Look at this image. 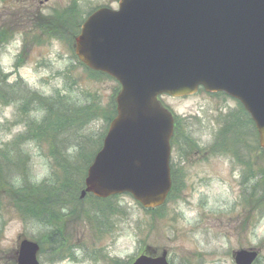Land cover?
<instances>
[{
    "label": "rangeland",
    "instance_id": "obj_1",
    "mask_svg": "<svg viewBox=\"0 0 264 264\" xmlns=\"http://www.w3.org/2000/svg\"><path fill=\"white\" fill-rule=\"evenodd\" d=\"M39 2L0 0V79L5 74L8 86L16 83L9 101L0 99V146L25 134L20 147L27 179L49 188L60 185L65 164L79 168L75 178L86 169L108 130L118 87L115 79L92 76L81 65L67 33L58 28L60 13L76 5L71 13L86 19L99 7L117 8L119 0H50L40 11L43 19L37 18ZM34 95L52 97L58 109L47 110ZM161 100L179 127L172 150L176 186L162 209L147 210L128 193L101 202L89 195L71 206L50 199L47 210L31 209L24 196L5 186L0 188V264H17L21 237L42 240L41 264H132L140 255L157 257L164 251L170 264H236L242 249L258 251L254 264H264V201H249L255 181L262 180L256 163L264 155L248 157L255 164L249 176L251 166L220 146L228 141L234 148L231 134L237 126L247 132L250 147H257L239 101L204 89ZM76 115L77 123L55 131L62 116ZM20 179V174L11 176L16 185ZM38 212L51 223L37 221ZM53 230L56 240L67 243L61 252L50 250Z\"/></svg>",
    "mask_w": 264,
    "mask_h": 264
},
{
    "label": "water",
    "instance_id": "obj_2",
    "mask_svg": "<svg viewBox=\"0 0 264 264\" xmlns=\"http://www.w3.org/2000/svg\"><path fill=\"white\" fill-rule=\"evenodd\" d=\"M76 54L90 69L116 79L117 115L88 168L87 193H129L145 208L163 205L172 188L175 117L162 95L189 96L202 86L239 100L264 148V0H120L88 16ZM40 246L19 240L17 264H40ZM242 249L237 264H253ZM133 264H169L167 252Z\"/></svg>",
    "mask_w": 264,
    "mask_h": 264
},
{
    "label": "trees",
    "instance_id": "obj_3",
    "mask_svg": "<svg viewBox=\"0 0 264 264\" xmlns=\"http://www.w3.org/2000/svg\"><path fill=\"white\" fill-rule=\"evenodd\" d=\"M75 6L71 9L73 11H75L76 9H74ZM62 14V16L60 17V24L58 25V28H61V32L67 33L68 36H66V40L67 42L74 46L75 44V36L79 33L80 28H81V24L83 22V19L77 18V15L72 14L71 11L69 12H62L60 13ZM4 37V36H3ZM0 35V41H3V38ZM18 63H20V61H18L16 63V65L18 66ZM83 65V64H81ZM88 69V68H87ZM89 70V69H88ZM90 75L92 76H97L102 77H108L110 78L108 75L101 73V72H95L92 70H89ZM3 75V79H0V99L1 100H5L6 102L9 101L8 99L10 98L11 92L15 86V84L8 86L7 83V78L8 76L5 74ZM120 90V85L118 84L117 89H115V94ZM27 90L25 89V92ZM17 96V95H16ZM35 99L37 98L38 100V104L39 105H45L47 110L52 109L53 111H56L57 109L55 108V105L52 102V97L46 98L42 95H34L33 96ZM115 98V96H114ZM114 98L112 99L111 103V111L108 115V120L109 123L111 122V120L115 117L117 111H116V103ZM23 98H20L19 100H21ZM50 101V102H49ZM93 104V103H92ZM67 105H73L75 106V110L81 108L74 104H67ZM88 106V105H86ZM85 106V107H86ZM22 107H24V109L27 108L26 104H22ZM83 107V108H85ZM90 107H86L87 110H89ZM243 109V108H242ZM83 110V109H82ZM84 111V110H83ZM243 111L245 112V114L247 115V118L249 120V123L251 125V128H249L252 131V135L257 139L258 141V132L257 129L255 127L254 122L252 121V119L250 118V116L248 115V113L243 109ZM71 115V114H70ZM69 115V117H70ZM60 124L58 123V125H56L55 127V131L64 123L66 122H70V124H74L78 122L77 119V115L73 117V119H69L67 117L62 116V119H60ZM44 130V129H43ZM179 130V127L176 123V128H175V136L177 135ZM232 141L234 140V145L232 148V145L230 142L226 141V143H221L220 146L226 145V150L227 149H232L233 150V155L237 158L238 161H240L242 164H244L245 166L249 167L251 166V174L249 176H253L254 175V170L252 169V167L255 166V164L253 165L251 162V158H248L250 155L252 154H261L263 153L264 155V149H262L259 145V141L257 144L256 148H251L250 147V143H249V139L247 138V132L246 131H242L240 129L237 128L233 130L232 134ZM174 136V139L177 137ZM26 137L25 134H22L21 136L17 137L15 140V143H13L12 145H4V146H0V188L1 191L5 190L4 187H8L9 189H11V191H13L15 193V195H22L26 198V202L28 203V205L31 206H27L31 209L35 208V207H39V209L43 210H47L51 200L56 201V203L61 204V206L64 205H73L76 202H79V196L81 193V190L84 188V180L85 177L87 175V170L89 165L92 163L96 152L95 151L92 153V157L91 159H89L88 163H87V167L84 171H81L79 176L80 178H75L73 172L74 171H79L78 167L75 168H69L67 166V164H65L63 166V177H61V183L59 186H55L52 185L53 187L49 186V188H43L42 186L37 185L35 182H33L32 180L27 179V174H28V168L25 165V163H22V149L20 147L22 140H24ZM104 137V136H103ZM174 141V140H173ZM188 144V142H187ZM101 143L99 146H97V149L99 150L101 148ZM100 147V148H99ZM12 148V150H11ZM56 150V148L54 147V151ZM97 150V151H98ZM264 159V156H263ZM260 159L256 164L258 165V169L261 172V179L262 180H257L255 181L254 187L255 190L253 192L250 193V197H249V201L250 203L253 202L254 200H256V204H261L264 201V195L260 196L262 193H264V160ZM16 165H15V163ZM14 174H20L21 175V179L19 180V184L16 185L11 181V176ZM246 180L249 181L248 175L245 178ZM245 185V184H244ZM175 186H176V181H175V177H174V186H173V192L175 190ZM172 192V194H173ZM254 192H258L259 196H256L254 194ZM254 198V200H253ZM12 200V198L10 197V201ZM95 201L101 202L102 200H97L95 199ZM21 204V201H18V205ZM34 205V206H32ZM52 207V206H51ZM51 207L49 208V210L51 209ZM162 209V208H160ZM34 212H37L36 210ZM34 218L37 221H46L48 223H51L49 220V217L46 215H42L41 213L38 212V215L34 216ZM53 228V227H52ZM51 228V229H52ZM56 235V233L54 232V230L52 232H50L48 234V242L50 243V250L53 249H57L59 252H61V248H63L64 246L67 245V243L65 241L60 239L56 240V238H54ZM61 236V234H60ZM36 241L39 242V244L41 245L40 248V252H42L44 250V246L43 243L41 242V239H35ZM51 240V241H49ZM56 241L55 243H53L52 241ZM69 256H73V253L71 252L69 254ZM65 256L62 254L60 256V258H64Z\"/></svg>",
    "mask_w": 264,
    "mask_h": 264
},
{
    "label": "flooded vegetation",
    "instance_id": "obj_4",
    "mask_svg": "<svg viewBox=\"0 0 264 264\" xmlns=\"http://www.w3.org/2000/svg\"><path fill=\"white\" fill-rule=\"evenodd\" d=\"M34 1H36V0H34ZM49 1H50V0H40V2H39V7H37V9H38V10H37V11H38V12H37V13H38L37 18H38V19H43V18H42V14H41L40 11H41L42 7L44 6V4H45V3H48Z\"/></svg>",
    "mask_w": 264,
    "mask_h": 264
}]
</instances>
